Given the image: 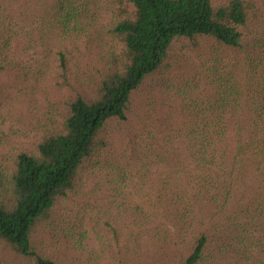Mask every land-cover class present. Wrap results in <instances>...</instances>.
<instances>
[{"label":"trees","instance_id":"16d2710c","mask_svg":"<svg viewBox=\"0 0 264 264\" xmlns=\"http://www.w3.org/2000/svg\"><path fill=\"white\" fill-rule=\"evenodd\" d=\"M103 1L119 6L108 24L99 22ZM261 1L225 0L217 7L213 0H0V58L36 33L49 54L51 39L64 46L65 74L66 54L80 45L101 58L100 76L75 74L79 86L45 128L37 152L20 153L11 168L0 165V248L6 252L0 264H62L44 253L38 235L63 232L56 211L81 195L85 173L100 171L118 190L133 177L146 178L130 156L113 158L116 124L130 121L133 99L146 86L180 100L185 121L179 138L192 167L183 168L191 203L181 204L197 218L200 204L216 211L214 230H199L180 264H264ZM182 68L194 75L177 80L174 71ZM159 134L145 142L146 154H155L148 171L164 166L157 165L165 160L156 152L162 150ZM167 141L177 140L165 133ZM134 221L150 223L152 217L140 210ZM112 230V239L104 238L118 242L122 229Z\"/></svg>","mask_w":264,"mask_h":264},{"label":"rangeland","instance_id":"374dc122","mask_svg":"<svg viewBox=\"0 0 264 264\" xmlns=\"http://www.w3.org/2000/svg\"><path fill=\"white\" fill-rule=\"evenodd\" d=\"M213 2L218 7L225 0ZM260 4L264 13V1ZM100 6V23L108 24L119 14V6L111 2L103 1ZM134 13L130 6V17ZM38 35L18 39L12 50L0 58V165L5 168H11L20 153L37 152L45 128L52 120L56 122L53 117L60 118L67 98L79 86L75 74L88 71L98 77L97 70L101 68L96 52L86 54L85 46L80 45L78 52L66 54L70 61L65 74L59 55L64 46L51 39L53 50L49 54ZM180 48L181 44L177 45L176 52ZM185 54L198 53L187 49ZM194 62L198 63L196 58ZM184 75L194 74L182 68L173 76L178 80ZM179 103L164 88L146 86L135 96L130 121L116 124L114 129L113 158L120 159L124 153L130 156L138 173L146 174V178L133 177L130 185H120L122 189L118 190L101 179L100 171L85 173L81 195L62 201L56 211L57 230L63 232L38 235L44 253L62 264H180L190 254L198 231L214 230L211 217L215 210L200 204L194 208L197 218L181 204L191 203L183 168L192 167L179 138L185 121ZM159 132L156 139L162 150L156 152L165 160L157 165L164 166L148 171L155 154H146L145 142L150 138L153 141ZM165 133L177 141L163 142ZM140 210L152 217L150 223L134 221ZM227 210L231 212V202ZM118 227L122 237L109 243L115 234L112 228ZM5 258L6 252L0 248V259Z\"/></svg>","mask_w":264,"mask_h":264}]
</instances>
